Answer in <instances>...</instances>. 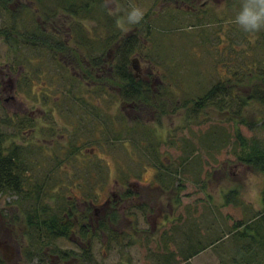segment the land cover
Listing matches in <instances>:
<instances>
[{
  "label": "rangeland",
  "instance_id": "374dc122",
  "mask_svg": "<svg viewBox=\"0 0 264 264\" xmlns=\"http://www.w3.org/2000/svg\"><path fill=\"white\" fill-rule=\"evenodd\" d=\"M240 4L0 0V131L5 146L24 154L27 191L0 195V243L11 248L0 247L5 264H264L262 249L247 253L258 219L252 230L233 232L264 204V169L238 158L244 146L264 145V103L249 98L256 85L264 89V30L249 34L231 22ZM132 5L145 14L125 32L117 15ZM116 6L120 12L110 14ZM37 27L51 36L58 29L60 42L80 44L89 59L97 44L106 62L114 56V71L118 50L131 48L127 69L150 88V101L123 98L124 82L114 75L113 85L84 79V64L68 52L21 35ZM214 85L236 102L195 106ZM127 190L134 198L121 199ZM36 206L63 214L67 235L50 239L30 228L26 217ZM100 222L110 228L98 230Z\"/></svg>",
  "mask_w": 264,
  "mask_h": 264
},
{
  "label": "trees",
  "instance_id": "16d2710c",
  "mask_svg": "<svg viewBox=\"0 0 264 264\" xmlns=\"http://www.w3.org/2000/svg\"><path fill=\"white\" fill-rule=\"evenodd\" d=\"M52 30V29H51ZM50 32L53 34V36L47 34V32L40 27L35 28L34 30L30 32H25L24 34H21L22 36H27L28 39L31 40L33 43H42L44 44V47H48L50 50H62L60 45L62 42L57 38L58 33ZM51 39V40H49ZM59 40V41H58ZM36 44V45H37ZM54 45V48H53ZM118 57H117V65L116 69L114 71V77L117 79L122 80L123 85V91L122 96L123 98H131V97H138L143 100H149L148 91L150 88H147L144 86L143 83L140 82V80L135 81L134 76L130 71L127 69L128 61H127V53L131 51V48H120L118 50ZM259 70L256 71V76L258 77L260 73ZM254 76V75H253ZM232 86V85H231ZM231 86L227 89L228 94L227 96H230L231 92ZM207 92H205L202 96H199L195 99V106L199 107L200 105H205L207 102H212L213 104H216L218 107H226L230 105L233 100L236 99L230 97V99H226L228 102L224 101L221 97L224 88L222 85L213 87H210ZM219 95V96H218ZM215 96H217L215 98ZM249 98H253L260 103H264V89L261 88L260 84L256 85L252 91ZM135 99V98H134ZM150 101V100H149ZM239 105H243L244 102H246L245 98H241L237 100ZM262 128H264V120L260 123ZM240 140L242 141L241 135L239 136ZM1 139V138H0ZM0 146H1V140H0ZM242 146V144H241ZM244 152H241L242 154H239L238 158L239 161L242 163L252 164L254 167H261L264 169V145L259 144L255 142L254 144L250 146H244L243 147ZM21 170L20 169V162L19 158L16 157V155L12 154H6L2 155L1 153V147H0V195L6 193V192H14L16 194H19L21 197H26L25 185H24V179L21 177ZM263 209L261 211H258V213L253 216L250 220H247L245 223H235V227L233 229V232L238 230L239 227H245L250 228L248 225L250 222L258 219L253 225V233L254 236L251 235V237H255V242L250 243L248 246L247 253L251 252L253 256L257 255V253L261 252L260 249L264 252V204ZM47 208L45 207H34L30 211L29 215H27L26 220L28 225L33 226L35 229L39 230V233H44L47 238H55L60 236H66L68 233V230H70L71 225L68 221L63 218V214H59L57 212L55 213H47ZM117 216V213H111V216L109 217L110 221H114V218ZM108 223H99L98 230L105 231L106 229H109ZM251 229V228H250ZM252 230V229H251ZM257 233V234H256ZM111 236V235H110ZM112 238V237H111ZM113 239V238H112ZM213 243H210L211 245ZM254 246H258L259 248H256L254 250ZM29 249L28 251H30ZM197 251H193L190 255L186 256L189 257L191 255L196 254ZM63 257V256H62ZM0 264H5L3 262L2 258L0 257Z\"/></svg>",
  "mask_w": 264,
  "mask_h": 264
},
{
  "label": "flooded vegetation",
  "instance_id": "af4514ba",
  "mask_svg": "<svg viewBox=\"0 0 264 264\" xmlns=\"http://www.w3.org/2000/svg\"><path fill=\"white\" fill-rule=\"evenodd\" d=\"M205 1H203V4H205L204 3ZM202 4V5H203ZM190 5V4H189ZM189 5H186L187 6V8H188V10H193L194 9V7H192V6H189ZM50 29H52V28H50ZM52 30H54V32L55 33H59V30L58 29H56V28H54V29H52ZM60 34V33H59ZM88 45H86V47H87ZM60 47L62 48V50H58V49H55V50H53L54 52H60V53H62L63 55L65 54V53H69L67 56H68V58H70L72 61H74L77 65H82V64H84V66H81V74L80 73H78L81 77H83V76H86V77H84V79H87V78H91L92 80H95V82H98V80L100 81V82H102V81H106V83H105V85L106 84H109V85H113V75H114V66H113V61H114V56H112L111 57V59H109L110 61V63H108V62H106L107 60H108V57L106 56V58L104 59L103 57V54H105V52H104V49H101V51L100 50H98V45L97 44H94V43H92L91 45H89V49H90V51L92 52V51H95V52H98V54L96 55V56H94V55H92L93 53H91V59H89L87 56H85V57H82L79 53L80 52H85L83 49H82V47H81V45L79 44V46L78 45H76V47H69L67 44H61L60 45ZM101 47H102V45H101ZM53 48H54V45H53ZM107 49H109V48H107ZM76 50H78L79 52H77ZM86 55V54H85ZM118 57V56H117ZM83 59V60H82ZM138 59V56H136V55H133L132 57H131V63H132V65L135 67V69L137 70L138 69V65L136 64L137 63V60ZM86 60H88V62L86 61ZM84 68V69H83ZM129 71V70H128ZM84 72V73H83ZM109 73L111 74V76L109 75ZM132 73V75L134 76V79H135V81H138V80H140V79H138L139 77H137V74L135 73V72H131ZM4 72H2V71H0V85H2L3 84V78H4ZM108 75V76H107ZM7 84L10 86V89L12 90L13 89V84H12V82H11V80L10 79H8L7 80ZM5 87V86H4ZM4 87H2L3 89H4ZM85 94L86 93H84V92H82V94L80 93L79 94V97H81V98H88V99H91L92 101L94 100V97H95V94H94V97L92 96V97H87V96H85ZM91 94V93H90ZM93 94H91V95H93ZM81 95V96H80ZM13 96H9V98L8 97H6L5 98V101H8L9 99H13L12 98ZM76 119V118H75ZM14 118L13 117H11L10 119H8L7 121H13L14 122ZM71 120H73V118L71 119ZM72 122V121H71ZM14 124V123H13ZM16 125L18 126L19 125V122H17L16 123ZM2 135H3V133L0 131V140H1V153H2V155H6V154H12V155H16V157H18L19 158V162H22V158H21V156L22 155H24V154H22L21 152H20V150H18V148H19V146L18 145H15V144H10V145H8V146H5L4 145V137L5 136H3L2 137ZM151 167H154V166H151ZM28 172V171H27ZM25 173H26V170H23V171H21V175H25ZM131 185V184H130ZM135 194H134V192L132 191V190H127V191H125V192H123V193H121V195L119 196L121 199L123 198V199H132V198H134L133 196H134ZM170 197V196H169ZM171 199L172 198H169L168 200L169 201H171ZM143 206H145L144 205V203L142 204V205H140V207L139 206H137V208L138 209H142V208H144ZM114 212H118V210H115V209H112V211L109 213V214H107L105 217H106V220L109 222V223H111V221H110V219H109V217L111 216V213H114ZM4 257V256H3ZM5 258V257H4ZM6 259V258H5ZM9 259H10V257H9ZM9 259L7 260V261H9Z\"/></svg>",
  "mask_w": 264,
  "mask_h": 264
},
{
  "label": "clouds",
  "instance_id": "9594fccd",
  "mask_svg": "<svg viewBox=\"0 0 264 264\" xmlns=\"http://www.w3.org/2000/svg\"><path fill=\"white\" fill-rule=\"evenodd\" d=\"M119 6L110 10V14H118ZM145 11L138 5H132L124 15H117L116 26L122 31H127L129 25L140 23ZM238 28L249 34H255L264 30V0H241L240 8L231 21ZM254 179V178H250ZM255 195L254 189L251 190Z\"/></svg>",
  "mask_w": 264,
  "mask_h": 264
},
{
  "label": "water",
  "instance_id": "95a60500",
  "mask_svg": "<svg viewBox=\"0 0 264 264\" xmlns=\"http://www.w3.org/2000/svg\"><path fill=\"white\" fill-rule=\"evenodd\" d=\"M0 247L2 248V249H4L5 247L10 251V249L11 248H9V246L8 245H1V243H0ZM3 256L8 260L9 259V256H6L5 255V252H3Z\"/></svg>",
  "mask_w": 264,
  "mask_h": 264
}]
</instances>
